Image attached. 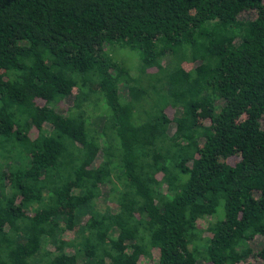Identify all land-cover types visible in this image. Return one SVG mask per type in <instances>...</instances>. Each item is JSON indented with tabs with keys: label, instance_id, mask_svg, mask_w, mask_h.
<instances>
[{
	"label": "trees",
	"instance_id": "16d2710c",
	"mask_svg": "<svg viewBox=\"0 0 264 264\" xmlns=\"http://www.w3.org/2000/svg\"><path fill=\"white\" fill-rule=\"evenodd\" d=\"M0 264H264V0H0Z\"/></svg>",
	"mask_w": 264,
	"mask_h": 264
},
{
	"label": "rangeland",
	"instance_id": "374dc122",
	"mask_svg": "<svg viewBox=\"0 0 264 264\" xmlns=\"http://www.w3.org/2000/svg\"><path fill=\"white\" fill-rule=\"evenodd\" d=\"M114 56L116 57V58H119L121 61H123V62H128V63H131V62H135V60H136V63H137V59H138V56H137V53L136 52H133V51H130L129 49H127V48H118L117 50H116V53L114 52ZM90 98H93V99H90ZM89 98V100L91 101V104L90 105H94V104H96L95 102H93L92 103V100H95L94 99V97H90ZM65 103V102H64ZM101 104V102H98V105H100ZM72 105H71V103H70V101H68V102H66L65 104H63V107H64V109H67V108H70ZM86 109V112L88 113V114H90L89 116H90V120L92 121V122H94L95 121V117H94V115H95V111L94 110H92V108H91V106H88V107H86L85 108ZM96 115H97V113H96ZM97 120H98V118H97ZM211 220V219H210Z\"/></svg>",
	"mask_w": 264,
	"mask_h": 264
}]
</instances>
